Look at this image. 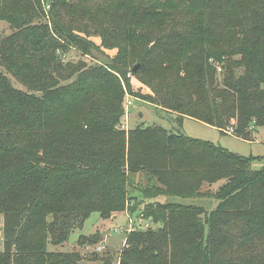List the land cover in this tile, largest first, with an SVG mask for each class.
Listing matches in <instances>:
<instances>
[{"label": "trees", "instance_id": "1", "mask_svg": "<svg viewBox=\"0 0 264 264\" xmlns=\"http://www.w3.org/2000/svg\"><path fill=\"white\" fill-rule=\"evenodd\" d=\"M189 1L197 17L174 24L164 11L172 0L94 7L86 0H0V18L17 28L0 37V64L28 87H14L0 72V264H83L79 252L48 245L67 241L93 212L105 218L120 211L158 226L131 231L119 264H264V167H250L257 157L161 125L128 133L119 127L125 92L137 98L128 72L163 119L191 117L220 132L230 126L246 140L250 128L264 125V0ZM68 13H102L94 26L100 43ZM111 31L119 39L110 60L71 68L76 76L65 83L62 70L71 66L53 52L103 51ZM210 59L223 62L221 82ZM65 95L73 105L62 103ZM219 179L208 193L212 208L162 199L202 197V184Z\"/></svg>", "mask_w": 264, "mask_h": 264}, {"label": "rangeland", "instance_id": "2", "mask_svg": "<svg viewBox=\"0 0 264 264\" xmlns=\"http://www.w3.org/2000/svg\"><path fill=\"white\" fill-rule=\"evenodd\" d=\"M100 1L101 0H86L85 3L90 7H94L95 4L99 3ZM169 4L171 5L169 7L167 5L164 11L168 16L169 21L173 20L171 22H173L174 24L184 22L189 18L190 19L188 21L193 22L197 17V10L194 9V2L191 4L189 0H172V2H170ZM184 6L190 8L191 13L187 9H183ZM47 8V5L43 6V10H45V13ZM102 17V13L96 14L94 19H90L87 15L77 14L76 16H71L68 13L67 19L71 18L74 24L79 27V29L88 30L91 34L90 37L99 44L100 39L96 34H94L96 32L94 30V26H97V23L102 19ZM34 20L38 24L42 21L47 23L46 18L42 16H37ZM16 30V27L12 26L5 19L0 18V37L8 36ZM118 39L119 38L116 31H111L110 33H108L107 40L109 42V45H104L105 47L101 46L103 51L97 49L81 51L74 47L65 50L61 48L56 49V51H54L53 53L61 54L62 60L71 66L64 71L62 70V73L68 76L64 82L70 83L76 76V73L71 74V68L107 63L110 60V57L107 56V53L109 54V56L114 55L116 49L115 47H112V45L117 42ZM50 52H47V54ZM238 58H240L238 55L229 56L226 57L225 62L230 60H237ZM210 62H212L211 64L215 68L214 70L217 80L221 82L225 73V67L222 66L223 62L212 61L211 59ZM2 64H0V72L9 79L10 83L16 88L26 90L28 87L25 84L21 83L13 75V70L7 68L4 64ZM235 70L236 72H240L242 69L241 67H238ZM115 76H117L120 80L121 77L118 73L115 72ZM132 77L133 75L130 78L131 84L133 86V89L136 90L134 94H137L136 97L138 99H132V103L131 105H129L128 109L124 107V115L121 116L122 122L119 124V127L126 133H128L132 129H136L137 127L154 124L161 125L166 128L167 131L176 132L177 130H179L191 138L208 141L237 155L244 157H257L253 161H251L250 167L252 169L264 167V125L261 127L250 128L249 139L246 140L238 138L237 136L226 131L220 132V130L215 126L191 117L185 116L179 123L175 117H172L171 119H163L161 118V113H159L158 109L149 102L150 98L146 95L148 94V89H146L145 86L138 88V80ZM120 85H123L122 82L120 83ZM218 85H220V83ZM91 92L94 93L93 89L91 90ZM139 93H143L144 95L141 96L139 95ZM73 102L74 100L71 96L65 95L63 97L62 103L73 105ZM58 105L59 103H51L52 107H56ZM120 106L123 107L122 103L120 104ZM27 116L29 118H33L35 116V112L28 110ZM232 122H234V119L230 120V123ZM228 127L230 126H227L226 129H228ZM140 174H142V172H140ZM135 178V180L137 181L141 180L140 177L135 176ZM223 182V179H219L212 185L203 183L201 187L203 193L201 195L204 196L199 198L191 199L166 196L162 199L181 202L185 204H200L206 209H209L212 208L215 201L211 199L208 193H212L215 188ZM144 201L146 202L148 200L145 199ZM141 202L142 203L138 205V208L143 207L144 202ZM2 222V214H0V251L2 250ZM157 226L158 224L155 223L152 219H142L140 215H131L129 211L116 212L110 216H106L105 218H102L98 215V213L93 212L88 218L84 220L80 228L73 229L70 232L67 241L59 245H48V249L62 252L77 251L81 255V262L83 264H119L118 259L122 255V249L126 248L127 246V239L131 236V231L145 230L148 228L154 229L157 228ZM95 233L99 235L100 240L95 244H90L87 240V236ZM80 235H85L84 244L82 245H79L77 242V239ZM226 249L230 255H234V249L231 248L229 244H227Z\"/></svg>", "mask_w": 264, "mask_h": 264}, {"label": "built area", "instance_id": "3", "mask_svg": "<svg viewBox=\"0 0 264 264\" xmlns=\"http://www.w3.org/2000/svg\"><path fill=\"white\" fill-rule=\"evenodd\" d=\"M127 77L128 78L131 77V73L130 72L127 73ZM123 88L125 89L124 85H123ZM134 98H135L134 96H132L131 94L125 92L124 107L128 109L129 105H131V103H132V99H134ZM226 132L232 134L233 128L232 127H228V129H226Z\"/></svg>", "mask_w": 264, "mask_h": 264}, {"label": "water", "instance_id": "4", "mask_svg": "<svg viewBox=\"0 0 264 264\" xmlns=\"http://www.w3.org/2000/svg\"><path fill=\"white\" fill-rule=\"evenodd\" d=\"M137 68V65H135L133 68H132V71H135Z\"/></svg>", "mask_w": 264, "mask_h": 264}]
</instances>
